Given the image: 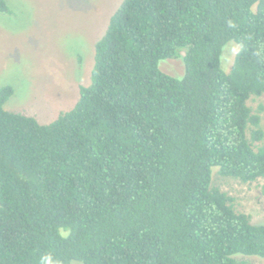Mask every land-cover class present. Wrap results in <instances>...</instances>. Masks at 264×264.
Listing matches in <instances>:
<instances>
[{"label": "trees", "instance_id": "1", "mask_svg": "<svg viewBox=\"0 0 264 264\" xmlns=\"http://www.w3.org/2000/svg\"><path fill=\"white\" fill-rule=\"evenodd\" d=\"M182 48L184 76L161 72ZM12 94L0 89V264L264 259V224L211 185L213 167L264 178L247 104L264 94V0H122L72 109L39 124L5 110Z\"/></svg>", "mask_w": 264, "mask_h": 264}, {"label": "rangeland", "instance_id": "2", "mask_svg": "<svg viewBox=\"0 0 264 264\" xmlns=\"http://www.w3.org/2000/svg\"><path fill=\"white\" fill-rule=\"evenodd\" d=\"M5 1L8 11L0 13V89L8 86L13 94L4 108L48 124L72 109L80 86L89 85L94 46L122 0ZM238 50L234 42L223 47L220 63L225 73L231 71ZM184 52L182 48L175 58L161 61L159 70L182 78ZM247 104L260 115L264 130V94ZM211 185L226 193L233 208L248 215L252 224H264V178L243 183L222 177L213 167ZM236 259L264 264L256 257Z\"/></svg>", "mask_w": 264, "mask_h": 264}, {"label": "clouds", "instance_id": "3", "mask_svg": "<svg viewBox=\"0 0 264 264\" xmlns=\"http://www.w3.org/2000/svg\"><path fill=\"white\" fill-rule=\"evenodd\" d=\"M45 264H51V262L50 261H46Z\"/></svg>", "mask_w": 264, "mask_h": 264}]
</instances>
